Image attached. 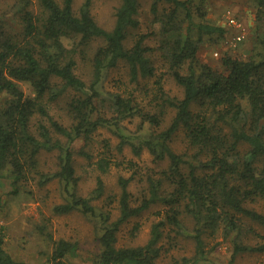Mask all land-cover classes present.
Masks as SVG:
<instances>
[{"label": "trees", "instance_id": "16d2710c", "mask_svg": "<svg viewBox=\"0 0 264 264\" xmlns=\"http://www.w3.org/2000/svg\"><path fill=\"white\" fill-rule=\"evenodd\" d=\"M161 1L170 7L160 14L157 5ZM192 1L153 2L155 22L161 26L152 34L158 37L161 55L184 94L181 98L165 94L176 111L168 127L144 135L140 144H132L128 135L121 134L120 150L130 143L140 154L146 147L155 161L165 160L167 165L147 177V190L138 200L129 189L132 176L119 177L116 217L108 203L93 202L105 191L101 177L90 196L79 192L75 154L90 156L86 147L99 127L117 126L138 111L131 98L114 93L109 100L117 114L101 113L98 101L104 70L123 60L135 79L154 75L151 48L145 43L148 34L140 33L132 44L127 43L131 30L140 25V0H120L110 30L95 19L91 0L79 12L74 0H14L0 6V177L11 179L14 193L32 180L45 185L59 178L66 196L53 212L79 210L94 221L100 244L94 264H161L164 251L169 250L165 238L172 232L185 233L188 218L193 225L194 253L172 256L167 264H199L209 252L207 239L213 237L231 243V264L242 253H264V231L258 229L264 227V209L258 206L264 201V33L257 35V47L249 57L226 53L224 69H214L198 58L201 43L205 36L223 37L228 28L203 19L204 15L198 20L194 10L201 11L203 5ZM255 1L259 27L264 26V0ZM93 38H102L104 43L92 57L95 78L87 83L76 73L77 46L69 47L65 40L87 44ZM22 82H28L35 94H26ZM63 98L64 108H59L66 110L67 123L52 112V106ZM142 116L151 124L161 123L159 113ZM180 129L185 130L189 152H177L171 144ZM78 142L82 146L76 147ZM43 151H59L54 172L42 170ZM110 159L99 160L103 172L109 170ZM153 204L164 209L157 211L160 218L153 221L147 242L119 246L123 224ZM46 227L44 223L43 232L53 241L52 250L45 252L48 264H67V256L77 252L78 243L55 240L44 231ZM139 228L136 223L132 232ZM0 264H25L9 252L1 232Z\"/></svg>", "mask_w": 264, "mask_h": 264}, {"label": "rangeland", "instance_id": "374dc122", "mask_svg": "<svg viewBox=\"0 0 264 264\" xmlns=\"http://www.w3.org/2000/svg\"><path fill=\"white\" fill-rule=\"evenodd\" d=\"M7 1L0 0V6ZM36 3V0H34ZM86 0H74L75 10L79 12L80 7ZM154 0H140L139 20L140 25L131 30L128 44H132L134 38L140 33H147L145 43L150 46L149 55L155 67L154 75L132 77L129 65L121 60L115 66L104 70L100 82L102 94L98 103L101 113L111 117L116 115L109 100L111 94L117 93L124 98H131L137 107V112L130 118L123 119L118 125L108 124L101 126L94 133L91 143L86 147L90 156L81 153L75 154L76 174L79 177L78 190L81 194L90 196L96 188L101 177L105 184L104 194L94 199V203L102 206L108 203L115 217L118 215V200L121 191L119 184L120 176H132L129 185L130 191L134 194L133 199L142 198L147 190V177L156 170L165 168L167 163L155 161L154 155L146 147L140 154H136L133 146L127 143L120 150L118 145L121 142L122 133L128 135L132 144H140L144 135L151 131H160L168 127L175 116V108L165 98H181L184 94L183 87L177 83L173 72L168 67V62L162 57L158 37L152 34L154 29H159L161 22H155L157 13L153 10ZM195 6L203 5L202 10H194L195 16L201 20L203 15L211 22L227 25L228 32L220 38L217 36H205L201 43L198 58L206 62L214 69H224L222 57L226 53L234 56L249 57L257 47V35L264 33V26L257 21L258 4L255 0H193ZM120 0H91V10L97 22L106 29H112L116 21V11ZM36 5V4H35ZM170 4L164 1L157 5L158 13L165 12ZM198 11V12H197ZM204 14H201V13ZM235 17L239 22L233 25L230 18ZM242 35L239 39L238 36ZM69 47L77 46L75 53L77 66L76 73L87 83L95 78L92 67V57L100 44L104 43L102 38H93L87 44H76L73 40H65ZM26 94L34 95V89L28 82H22ZM163 90V93L161 91ZM106 99L103 100L102 98ZM65 98L58 104H54L52 112L61 118L63 122H69L64 108ZM197 111L198 106H194ZM150 112L160 114L161 123L151 124L143 118L142 114ZM107 144L110 147H107ZM171 144L177 152H189L185 130L180 129L174 135ZM82 146L78 142L76 147ZM192 152V150H191ZM59 151H43L40 155L41 168L45 172H54L58 168ZM107 156L111 158V165L107 172H103L99 160ZM161 162V163H160ZM262 164V161H259ZM11 179L0 177V232L5 236V246L16 260L25 264H48L46 253L53 248V241L47 238L44 229L52 235L53 239H68L78 243L79 249L75 254L67 256V264H94L100 250L97 227L94 221L79 210L68 213H54L55 204L65 201L64 185L59 178H53L45 185H40L37 180H32L18 193L12 192ZM259 208L264 209V201L260 202ZM164 209L160 204H153L141 215L132 217L125 222L118 233L119 246L143 245L150 237L151 225L154 220L159 219L157 211ZM140 223L138 232L133 233V227ZM187 231L183 234L165 238L163 257L161 264H167L172 256L192 255L195 244L190 236L192 221L185 220ZM258 229L264 231V227ZM210 245L205 260L199 264H231L232 247L231 243L222 241L221 237L208 238ZM218 242H220L218 244ZM212 246H216L213 247ZM46 252V253H45ZM234 264H264V253L245 252L237 257Z\"/></svg>", "mask_w": 264, "mask_h": 264}, {"label": "built area", "instance_id": "2783aa9c", "mask_svg": "<svg viewBox=\"0 0 264 264\" xmlns=\"http://www.w3.org/2000/svg\"><path fill=\"white\" fill-rule=\"evenodd\" d=\"M230 22L233 24V25H238V20L235 18V17H231L230 18ZM239 39L242 38V35L238 36Z\"/></svg>", "mask_w": 264, "mask_h": 264}]
</instances>
